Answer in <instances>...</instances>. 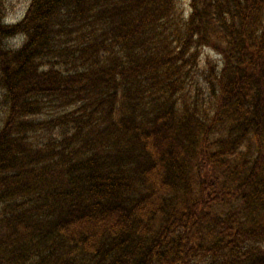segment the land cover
I'll return each mask as SVG.
<instances>
[{
	"label": "trees",
	"instance_id": "1",
	"mask_svg": "<svg viewBox=\"0 0 264 264\" xmlns=\"http://www.w3.org/2000/svg\"><path fill=\"white\" fill-rule=\"evenodd\" d=\"M6 11L0 264H264V0Z\"/></svg>",
	"mask_w": 264,
	"mask_h": 264
},
{
	"label": "rangeland",
	"instance_id": "2",
	"mask_svg": "<svg viewBox=\"0 0 264 264\" xmlns=\"http://www.w3.org/2000/svg\"><path fill=\"white\" fill-rule=\"evenodd\" d=\"M29 2L30 0H6L7 11L5 20L10 24L20 21L28 8ZM10 43L11 41L9 44ZM208 60L213 63H220L221 57H219L213 50L208 49L205 50L202 55V66H204Z\"/></svg>",
	"mask_w": 264,
	"mask_h": 264
}]
</instances>
